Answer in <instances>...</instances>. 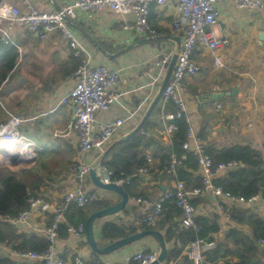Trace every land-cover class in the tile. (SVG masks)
<instances>
[{"label":"crops","instance_id":"1","mask_svg":"<svg viewBox=\"0 0 264 264\" xmlns=\"http://www.w3.org/2000/svg\"><path fill=\"white\" fill-rule=\"evenodd\" d=\"M7 1L12 5L18 6L23 12H27L29 7L47 12L58 11V7H63L68 2V0ZM218 9L219 20L212 27V30L218 36L227 37L230 40V44L227 47L218 51L222 57L223 66L216 67L212 52L200 47L194 54V60L199 66V70L195 75L188 77L184 81L187 88L185 99L192 113L195 130L205 141L206 148L222 149L234 145H249L262 155L264 161V11L241 9L230 0H220ZM173 12L174 9L170 6L165 10L164 21L159 22L155 17L152 18L154 27H160L166 31L163 35L178 36L171 26ZM121 21L120 15L106 9L92 19L85 20L81 14L79 20L72 22L98 42L103 41L117 47L119 44L124 43L128 45L135 40L131 38L130 34L122 31ZM72 29L93 50L96 63H105L122 69L118 85L119 92L122 94L119 104H116L106 112L98 114V118L103 120H109L121 115L127 117L125 126L115 135L107 147L108 149L115 141L134 131L143 120L159 93L168 67L163 68L159 72L160 75L158 77L161 83L157 88L145 86L147 81L142 77V71L147 68L154 75H157L156 70L153 68V61L160 48L165 46L164 41L167 42L166 45H169L170 49L176 47V42L172 39L158 40L160 42L150 41L128 50L115 59H109L97 47L88 42L83 34L74 28ZM16 39L21 46V53L23 54V58L20 59L18 65L22 62L26 63L30 56H35L37 61L49 62V70L53 67L51 72L45 74L43 78L41 74H37L33 76V80L31 79L37 84H41L43 81L45 84L53 85L40 86V89L44 88L45 92L42 95V108L39 107L41 110H34L32 113L21 114V116H36L34 119L24 123L26 132H23L35 140L41 148L40 151H49L48 153L52 154L50 151L54 149V156H58L59 160H56L54 173H52L54 177L52 176L53 178L42 186L44 194L48 198L53 199L54 203H58L66 191L76 186L74 168L79 161L85 160L90 163L101 161L103 154L100 156L97 152H92L89 156H81L78 139L72 129L73 109L69 104H58V98L66 94L72 85L71 75L73 73L71 71L73 55L61 32L55 30L48 35L47 41L42 42L36 35L16 31ZM34 89L37 91L38 85ZM233 90H236V92H233ZM212 93H222L224 95L214 99L211 97ZM25 97L27 96L25 95ZM157 106L148 117L147 128L149 130L150 144L143 151V155L146 157L150 156L153 159L149 163L151 169L157 166L158 157L162 155V152L165 151L164 148H167L169 144L163 134L164 123L161 108L158 110L160 105L158 104ZM46 119L51 123H48ZM34 122L37 123L35 129ZM50 146L51 148H49ZM23 149L20 153L23 152ZM29 151L31 152V150ZM99 156L101 157L100 159ZM106 158H109V156ZM220 175H223V173ZM140 176L141 182L136 190L146 194L144 197L129 195V203L123 211L97 221L95 236L99 244L106 245L111 242H106L102 238L101 230L104 222L116 220L125 225L139 226L136 221L138 223V220L146 215L150 205L138 202L134 198H144L149 201V204H153L161 198L168 187L174 184L173 179L162 176L161 173L140 172ZM193 176L202 178L203 174L199 167L193 171ZM84 188L87 191H97L101 196H105L101 201L108 199L113 204L120 200L118 194L97 188L93 184L90 174L85 181ZM189 189L193 190L196 187ZM193 201L195 202L194 206L198 215L209 218L215 215L220 224V231L215 235V241L207 242L212 244L211 247H207V251L213 249L219 243L228 244V247L235 251L231 238L227 236L231 229L252 235L250 226L240 224L231 218L232 209L240 208L264 218L263 200L257 202H234L232 199L218 196L212 191H204L200 195H196ZM165 214L166 212H164ZM164 215L160 220L163 219ZM175 219L177 221V218ZM179 220L181 219L179 218ZM65 222H67V219H65ZM170 226V223H166L159 231L165 235L166 230ZM138 228V231L146 229ZM167 245L169 250L174 245L180 246L181 243L174 239ZM56 247L58 254L66 260V264H76L75 260L77 258L82 259L86 264H91L94 261L100 264H130L131 262H129L128 258L139 251H151L157 254L160 251L159 244L152 236H146L132 245L125 246L103 256L94 253L86 239L79 240L72 235H68L65 239L59 238ZM183 255H185V249ZM254 260L253 264L257 262V259ZM237 262L236 253L232 252L220 257L216 262H206V264H234ZM164 263L183 264V258L179 256Z\"/></svg>","mask_w":264,"mask_h":264},{"label":"built area","instance_id":"2","mask_svg":"<svg viewBox=\"0 0 264 264\" xmlns=\"http://www.w3.org/2000/svg\"><path fill=\"white\" fill-rule=\"evenodd\" d=\"M219 1L68 0L61 11L47 12L29 7L27 12H23L18 6L8 3L7 0H0V36L5 43L13 44L21 52V46L16 39V31L28 32L40 39H46L50 33L59 30L67 41L73 57L79 61L76 70L71 75L72 85L66 94L58 98V104H69L73 109L72 129L76 133L79 152L82 157L89 156L92 152H97L101 156L127 122V117L123 115L109 120L98 118L99 113L110 110L121 100L122 94L119 92L118 85L122 69L105 63H96L93 50L69 26L67 18L76 21L80 19L82 14V17L88 20L103 10H111L121 16L122 31L130 34L134 40L160 35L154 27L152 18L155 17L159 22L164 21L165 10L170 6L173 7L171 26L181 38V49L159 103L164 123L163 134L170 143L172 134L178 129L175 120H185L187 132L183 148L196 156L198 167L203 174V188L190 190L183 180L176 177L173 179L174 184L166 189L157 202L149 204V201L144 198H134L138 202L150 205L146 215L138 220V224L155 225L164 215L165 202L173 201L182 212L181 226L198 231L199 226L196 222L198 212L193 199L204 191H212L216 195L230 198L234 202H245L214 185L213 179L215 177L221 173L237 169L240 163L238 161L216 163L206 152L205 141L195 130L192 113L185 99L187 88L184 81L199 70V66L194 60V54L200 47L212 52L216 67L223 66L222 57L218 51L227 47L230 40L227 37L218 36L212 30V27L218 23L220 16ZM230 1L241 9L264 11V1L262 0ZM174 50L175 48H167L159 51L153 61V68L157 75H154L147 68L142 71L141 75L147 81L145 86L157 88L161 83L158 77L159 72L169 66ZM170 104L175 106L174 112H166ZM35 117L12 115L7 121L0 123V139L27 143L30 146L31 158L28 161L33 160L37 156L36 152L40 151L41 148L35 140L22 132L21 128L26 121ZM147 158L149 163L152 162V157L148 156ZM22 159L24 160L23 157ZM179 162L177 157L173 155L168 167L169 174L176 176V168ZM99 163L100 160L93 163L85 160L79 161L74 168L76 186L66 191L60 202L54 203V200L45 194L32 195L28 199L27 208L18 215L0 216V221L10 223L20 231L35 232L45 236L49 243L45 251H18L11 245L0 243V253L11 258L16 264H66V260L58 254L56 247L60 238V225L65 222L66 214L72 207L82 208L105 197L97 191H87L84 188L90 170L98 167ZM149 170L150 167L146 166L141 168L140 172L147 173ZM97 173L104 183L113 182L123 185L128 182L125 178H116L114 172L105 165L99 167ZM259 200L264 201V198L254 195L249 202ZM66 231L68 235L79 240L86 239L84 223L78 225L67 223ZM259 244L264 246V240H259ZM211 246V243L197 239L188 243L185 247V254L192 264H205L204 252L207 247ZM157 256L156 252L139 251L129 257L128 260L137 264H149L156 260ZM75 263L84 264L80 258H77Z\"/></svg>","mask_w":264,"mask_h":264},{"label":"trees","instance_id":"3","mask_svg":"<svg viewBox=\"0 0 264 264\" xmlns=\"http://www.w3.org/2000/svg\"><path fill=\"white\" fill-rule=\"evenodd\" d=\"M155 28L161 35L166 33L160 27ZM99 43L109 52L122 49L103 41H99ZM19 57L20 52L16 46L11 43H5L0 37V88L16 68ZM78 64L79 61L73 57L71 71L74 72ZM175 110V106L170 104L166 112H174ZM2 113L0 109V123L6 121L2 120ZM148 119L131 139L118 143L111 149L108 154L109 158L105 159L104 165L114 172L116 178L128 180V182L123 184V188L130 196L144 197L146 194L136 190L141 182L140 169L146 166L150 167L148 173H161L162 176L169 179L177 177L179 180H183L188 189L195 187L203 188V177L193 176V171L198 168L197 158L183 148L187 132V123L183 119L175 120L178 129L172 134L171 142L167 145V148H164L163 154L158 157L157 166L151 169L148 158L143 155V151L150 144V138L148 137L149 130L147 128ZM27 152L30 151L24 148L22 153ZM206 152L216 163L230 161H238L240 163L237 169L215 177L213 179L215 186L221 187L224 192L236 198H241L245 202H249L250 198L254 195L264 198V161L262 155L257 150L249 145H234L222 149L208 147L206 148ZM42 153L43 151L37 152L38 159L35 165L29 169L12 171L5 170L0 166V216H16L27 208L30 196L44 195L42 186L52 179L54 168L48 164V161L46 163L39 162V155ZM173 155L180 161L176 168V176L168 173V167ZM49 158H51V154ZM193 203L195 202L193 201ZM110 205H112L110 200L105 199V201L98 200L82 208L72 207L66 214L67 222L60 225L59 237L65 239L68 236L66 231L67 223L73 225L85 224L86 219L91 213ZM164 208L166 209L164 211L166 214L161 219L162 221L159 220L155 225L139 224V226H135L125 225L116 220L106 221L101 230L102 238L106 242H112L136 233L139 230L138 227L141 229L161 230L166 223H170L171 226L166 230L164 235L165 241L169 244L175 239L181 245H174L168 250L166 262L181 256L183 264H192L187 255H183L185 247L188 243L197 239H201L204 242L215 241V235L220 231L218 219L215 215L212 218L198 215L196 222L199 230L196 231L193 228H183L181 226L179 218L181 219L182 212L175 202H165ZM175 218H177V221ZM231 218L240 224L250 226L252 228V235L250 236L236 229L229 230L227 236L231 238L235 251L230 249L228 244L219 243L213 249L205 250V264L206 262H216L220 257L232 252H235L238 257V262L234 264H253L254 259H257V262L254 264H264V246L259 244V240H264V218L240 208L232 209ZM159 222L161 223L159 224ZM136 224H138L137 221ZM0 243L11 245L18 251L43 252L49 246L45 236L35 232L20 231L14 225L2 221H0ZM0 264H16V262L0 253ZM91 264L100 263L94 261ZM130 264L137 263L131 262Z\"/></svg>","mask_w":264,"mask_h":264},{"label":"water","instance_id":"4","mask_svg":"<svg viewBox=\"0 0 264 264\" xmlns=\"http://www.w3.org/2000/svg\"><path fill=\"white\" fill-rule=\"evenodd\" d=\"M57 9H58V11H61L62 7H58ZM67 22H68L69 26H71L72 28L78 30L81 34H83L84 37L88 40V42L92 43L95 47H97L109 59H115L116 57L122 55L123 53L127 52L128 50H131V49L135 48L136 46L145 44V43L150 42V41L172 39L176 42V47H175L171 62L168 66L165 79H164V81L161 85V88L159 90V93L156 96L153 103L151 104L148 111L146 112V115L144 116L141 123L129 135L125 136L122 139L115 141L103 153L102 159L99 163V166L96 168H92L90 170L89 174H90V177H91L93 184L99 189L118 194L120 196V200L113 203L112 205H110L108 207H104L102 209H99V210L91 213L85 222L86 241H87L88 245L91 247L92 251L94 253H96L97 255H99V256L108 255V254H110V253H112V252H114L120 248H123V247L128 246V245H132L135 242L141 240L142 238H144L146 236H152L157 241V243L159 244L160 251L158 253L156 260H154L153 262H151L149 264H163L166 261L167 256H168V245L165 241L164 234L157 229L141 230V231H138L134 234H130L126 237L114 240V241H112L106 245L99 244V242L95 236V228H96L97 221L100 219L110 217L112 215H116V214L120 213L121 211H123L129 203L130 196L124 190L123 185H119V184H116L113 182L104 183L101 180V177L98 175L97 169L104 165V161H105L106 157L108 156V154L112 148H114L118 143H121L123 141H127V140L131 139L142 128L145 121L148 119V117L151 115L153 110L159 104V101L162 98L163 91L169 82V79L171 77V74L173 72V69H174L176 61H177V58H178V55H179V52L181 49V38H180V36H173V35H158V36H154V37L138 38V39H135L133 42H131L130 44L126 45L124 48H122L118 51L109 52L106 49H104L103 46L94 37H92L90 34L86 33L85 31H83L81 28H79L76 24H74L68 18H67ZM260 37L262 38V36H260ZM21 82H24V80L22 79ZM233 92H236V90H233ZM223 95L224 94H222V93L221 94L212 93L211 97L214 99H217ZM0 153L7 154L8 158H13V159L16 158L14 156H11V154L9 155V153L5 149H0ZM242 166H243V164H242ZM128 179H130V178H128ZM254 262H255V260H254Z\"/></svg>","mask_w":264,"mask_h":264},{"label":"rangeland","instance_id":"5","mask_svg":"<svg viewBox=\"0 0 264 264\" xmlns=\"http://www.w3.org/2000/svg\"><path fill=\"white\" fill-rule=\"evenodd\" d=\"M40 40L42 42L47 41V39H40ZM158 42H160V41H158ZM164 44H165V46H162V48H160L159 51L169 48L168 47L169 45H166L167 42L164 41ZM125 45H126V43L119 44L118 47L122 48V47H125ZM21 58H23V54L20 52V57H19L18 62H17L16 70L12 71L9 79H7V81L0 88V109L3 112L2 113V115H3L2 120H4V121L5 120L7 121L10 118V116H12V115L21 116V114L26 115L25 113H28V114L32 113L34 110H41L40 109V108H42L41 101L43 99L42 95L45 92L43 90L44 88L40 89V86H47V85L53 86L52 84H45V82H43V81L41 84L40 83L37 84V83L32 81L34 75L41 74V76L43 78V76L45 74H48L49 72H51L53 67H51V69L49 70V68H50L49 62H40V61H37V58L35 56H30L28 58L29 60L26 63L22 62L21 64L18 65ZM22 79L24 80V82H21ZM37 85H38V89H37V91H35L34 88L37 87ZM25 95L27 97L24 98ZM36 99H38V100L36 101ZM34 107H36V108H34ZM46 121H48V123H51V122H49L48 119H46ZM33 125H34V129H35V127H36L35 125H37V123L34 122ZM24 127H25V124H23V126L21 128L22 132L23 131L26 132ZM29 129H30V127H29ZM32 129H33V127H32ZM37 138L39 139L38 135H37ZM2 144L3 143H0V147L4 146ZM23 144L19 145L18 150H17L18 152H21L22 148H30L28 145L25 146ZM49 148H51V146ZM0 149H3V148H0ZM50 150H52V149H50ZM53 150L50 151L52 153L51 158H49L50 154L46 151H44L42 154H40L39 155V157H40L39 162L40 163H43V162L46 163V161H48V164L54 168V164L56 163V160H59V159H58V156H54ZM162 154H163V152H162ZM65 155H67V154H65ZM37 159H38V154H37V157H35L31 161L21 162L18 159H11L10 160L8 158V156H6L4 153H0V166L5 170L19 171L22 169L32 168L35 165ZM43 172H44V174H46L45 171H43Z\"/></svg>","mask_w":264,"mask_h":264},{"label":"bare ground","instance_id":"6","mask_svg":"<svg viewBox=\"0 0 264 264\" xmlns=\"http://www.w3.org/2000/svg\"><path fill=\"white\" fill-rule=\"evenodd\" d=\"M0 143H3L2 145H4L3 147H0V148L5 149L9 154H11V156L16 157L19 161H28L31 158L30 152L20 153L17 151L19 145L23 144L22 142L5 141L3 138H1ZM29 150H31V148H29ZM22 157L24 158V160L22 159ZM9 159L11 160L13 158H9Z\"/></svg>","mask_w":264,"mask_h":264}]
</instances>
